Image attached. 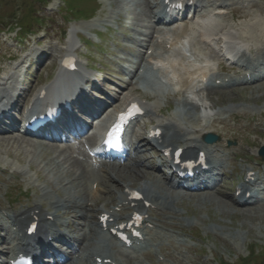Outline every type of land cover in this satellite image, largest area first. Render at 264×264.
Instances as JSON below:
<instances>
[{
	"label": "rangeland",
	"instance_id": "obj_1",
	"mask_svg": "<svg viewBox=\"0 0 264 264\" xmlns=\"http://www.w3.org/2000/svg\"><path fill=\"white\" fill-rule=\"evenodd\" d=\"M57 1L58 3L54 4L55 6L52 7L49 2H38L36 0H0V13L12 11L10 16H13L12 18H10V16L5 18V22L1 23L0 27H7L15 17L21 19L22 12L26 11L27 6L29 7V5H32L33 14H38L37 16H40L41 19L47 23V25L41 23V27L46 26L48 29L52 30H56L57 28L60 29V26L57 25H63L62 27H64L65 23H63V20H72L73 17L66 18L62 7L60 10H57V7L63 4V0ZM97 1L102 5L100 10L105 12H103L101 18H99V14L96 18L98 20L91 22L92 26L104 30V26L107 23L105 20L112 23L120 17L128 21V23H125V26H129L128 28L123 27L119 31L115 30L107 35L104 34L102 40L97 39L98 46H91L93 50L92 61L95 62V65L102 68L104 72L103 75H106L108 71L120 72L122 69L114 62V60L117 59V45L125 42L126 44H132L136 47V42L130 41L127 37L133 36L134 28L137 27L139 30L143 29L139 19L141 14L146 11L147 5H143L145 0ZM50 17H52V19H49ZM143 22L146 24V21ZM80 23H82V21H72L69 25L70 27L76 24L77 26H84L82 24L80 25ZM34 26L38 27L35 23ZM250 34L251 32L249 35ZM1 40H3V38H1ZM1 40L0 47L3 46V41ZM4 47L7 48V51L12 49L8 47L7 43L4 44ZM129 53L125 51L123 53L125 60H121L126 66L128 65L126 59L130 61V59L132 60L135 58L134 55H130ZM100 63L103 65H99ZM51 65L53 66V62L50 66ZM45 72L44 69L40 72L41 76L39 77L41 80L45 79ZM205 96V98L202 96H191L190 99L176 96L167 98L164 102L160 101V104H162L163 107L169 106L167 115L180 114L181 116H198L205 120L213 116H219L220 113H218V111H230L224 113L222 116L229 117L232 113L234 115H239L241 123L238 125L228 124L227 127L218 125L215 126L217 129L216 131L225 134V140H230L235 143L234 146L237 147L238 151L245 157L250 158L257 154L259 149L264 147L263 82L253 86L237 87L232 91H213ZM180 99L188 100V103L191 104L182 103ZM211 105L213 108H209ZM3 147L4 148L1 147L0 149V161L2 162L17 163L18 161L19 164L26 165L27 162L32 163V160L38 157L35 163L37 164V168H41L43 165V163H39L42 158L33 152L32 149L26 147L24 143L20 144V146ZM6 151H8V156L5 154ZM57 161L58 158L53 161L54 164L50 166L53 167L52 169L44 166L42 172L39 173L41 177L43 176V180L47 178L48 181H52L51 185L56 187H58V181H61V177L64 176L61 172L66 166V164L63 163H56ZM231 167L232 166L228 168V174ZM233 167L235 171L239 170V163L234 162ZM226 180L218 187L219 191L211 196L213 199L212 201H204L205 203L198 204L196 198L202 197L201 195L197 193L186 194L183 196L184 198L182 201L180 200L176 206V210L179 209L178 211L181 212L184 217L182 219L183 222L186 223L185 221H187L190 225H183L185 227L184 231H175H177V233L185 232L190 236L189 229H192L193 233L200 239L193 240L201 250L199 253L187 254L190 259L189 261H185V264H239L242 258L248 254L250 249H253L255 245L258 252L255 254L257 256H254V258L261 260L259 263L261 262V264H264V205H251L245 208L235 206L231 197L230 181L229 179ZM188 235H186V238L189 239ZM250 255H253L252 252Z\"/></svg>",
	"mask_w": 264,
	"mask_h": 264
},
{
	"label": "bare ground",
	"instance_id": "obj_2",
	"mask_svg": "<svg viewBox=\"0 0 264 264\" xmlns=\"http://www.w3.org/2000/svg\"><path fill=\"white\" fill-rule=\"evenodd\" d=\"M144 5H147L148 7V2L147 0H145V2H143ZM255 5H251V7H254ZM149 9V8H148ZM146 9L145 12H143V14H141L140 16V21L142 22L143 26L148 28L149 27V23H150V14H149V10ZM262 10V8H260ZM143 21H146V24L143 23ZM243 29V28H241ZM257 29V30H254ZM246 32L239 30V32L235 33H231V32H220V34H222L221 36H217V37H212L211 41L214 42V44H216L217 46H220V43L222 42V38H228L231 40H242V41H253V42H260V44H264V19H259L257 21H254L253 23L247 24L245 27ZM203 31V30H202ZM253 31V32H252ZM251 32V34L249 35V33ZM209 34V33H208ZM211 34H209L208 37ZM207 44V43H206ZM246 53L245 51H243L241 53V56H245ZM256 59L258 61H261V56H256ZM248 71V70H246ZM201 72V71H200ZM252 73L257 76L258 74L252 70ZM225 77V75H221V76H216L213 77L211 80H213L214 78H219V79H223ZM179 83L184 87L187 88L189 87L190 81H189V77H188V73L187 71L185 72V76H179ZM258 77H254V79H250L249 81H254L256 80ZM233 82H229L227 85H232ZM183 103L187 102L186 100H182ZM186 105V104H185ZM147 106V105H146ZM151 112V111H150ZM198 118L195 117L193 119H178L175 117H169L166 118L165 120H156L157 123H161L162 125H164L163 127L165 128V130H168L166 133V137H170L174 139H164V145L165 146H170L173 144H178L179 146H187L188 149H195L198 145H199V141L200 138L202 136L201 130L205 129V128H201L200 130L198 129H189V127H185L182 126V124H184L186 122L189 123H195L198 122ZM13 136H5V137H1L0 136V149L1 147L4 148L8 147L9 145H19L20 143L18 141H21L22 143L25 144L26 147L30 148L33 150V152H35L36 154H38V156L40 158H42L41 161H39V163H41L43 160L45 161V167L47 168H53L50 167L53 164L52 159L50 158V154H57V155H61L63 152H67V156L63 154V160L65 162H67L68 160H70V166H74L77 165L80 168V172L79 174H74L71 173L70 176L65 175L60 182V189L56 190L54 189L55 195L57 197V200L51 197V201L50 204L51 205H55L57 203H60L59 205V209H71L74 208V210L72 211L73 213L76 212L77 217L80 219L85 216V211H86V207H87V200L91 201V205L90 206H94L96 204V196H93L90 194L89 190H88V182L89 180H93L94 177H92V173L88 172L85 170V166L77 161L76 159H72L70 154L72 153V151H69L68 148L67 150L63 149H59L55 144L53 143H44L40 140H25V138H18L15 139L14 142H11V138ZM191 144H195V147L191 148ZM25 150V149H24ZM2 152V151H1ZM8 151H6L5 153H7ZM16 152V151H15ZM17 153V152H16ZM58 157V156H55ZM38 157H36V159L32 160V163H28V167H33V163H36ZM135 165V166H134ZM138 166H143V164L141 163L140 160L138 159H134L130 165H127L128 167L125 166H115V167H111V171L108 174V179L110 181H113L114 183H116V186H121V192H123V190L125 189V187H130V176L127 175V170H129L130 168L135 169V173H141L142 177H144L145 180H147V182L142 183V187L146 190L145 191V196L147 199H149V201H151L153 204H156V206H162L163 207H168V208H175V206H177V204L179 203L180 200H182V195H179L177 193L172 194L171 192H165L163 187H161L160 185H157V181L154 177V174H149L147 176V173L145 171H140V169L137 167ZM145 167V166H144ZM129 168V169H126ZM147 176V177H146ZM68 178V179H66ZM68 180L69 182V186H66V184L64 183V180ZM102 185V182L100 181L97 185V190H99L101 192V188L100 186ZM89 186V185H88ZM141 187V186H140ZM151 187V189L148 191L147 188ZM72 188H76V193L75 195H72L71 189ZM103 189H105V187L103 186ZM116 189V188H115ZM106 191H108L109 193H111L112 190H110V187H108L106 189ZM218 190H215L214 193H207V195H202L203 197H198L196 198V202L198 204H203L205 203L204 201H212V195H214ZM125 194H120L114 197L115 202H119L122 200H125ZM44 197L49 198V195H45ZM111 195L108 198V200L111 199ZM52 199H54V201H52ZM81 199H84V202L80 201ZM233 199V202L238 204V205H245V204H241L240 201L238 199ZM257 203H264L263 200H258V199H253V201L251 202V204H257ZM43 202L41 200L36 199L33 203L34 208H39V206H42ZM140 208H142V206H138ZM58 208H53L54 212L52 211L51 213L48 214H52L53 217L57 216L60 217V215H56L54 214L55 212H57ZM252 209V208H251ZM70 214L71 211H65V213ZM24 214V211L20 210L18 214H15L14 218L17 221H20V216ZM72 214V213H71ZM174 215H176L174 213ZM73 217L77 218L75 215H73ZM151 218L153 217L152 215L150 216ZM148 221H150L151 223L154 224V226H159V224L157 223L158 219L156 217V219H154V221H151V219H148ZM168 235L162 233L159 229L155 230V234L153 235H148L149 239H155L158 242H161L165 237H167ZM22 245V244H20ZM100 248V247H99ZM96 250L95 248H91L90 251L91 253L93 252H98V251H94ZM116 256L121 257L126 264H134L133 263V257L130 256L128 253H114ZM115 255H107L105 256L106 258H112L117 264H121V261L116 260V256ZM173 259V257H171ZM182 258H184V255H182ZM132 260V261H131ZM118 261V262H117ZM142 264V263H141ZM145 264V263H143Z\"/></svg>",
	"mask_w": 264,
	"mask_h": 264
}]
</instances>
